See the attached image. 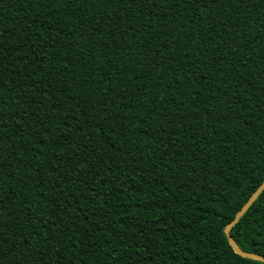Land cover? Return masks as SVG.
Masks as SVG:
<instances>
[{
	"label": "trees",
	"instance_id": "16d2710c",
	"mask_svg": "<svg viewBox=\"0 0 264 264\" xmlns=\"http://www.w3.org/2000/svg\"><path fill=\"white\" fill-rule=\"evenodd\" d=\"M263 179L264 0H0V264H264Z\"/></svg>",
	"mask_w": 264,
	"mask_h": 264
},
{
	"label": "water",
	"instance_id": "95a60500",
	"mask_svg": "<svg viewBox=\"0 0 264 264\" xmlns=\"http://www.w3.org/2000/svg\"><path fill=\"white\" fill-rule=\"evenodd\" d=\"M264 188V179L263 181L258 185V187L254 190V192L250 195V197L246 200V202L242 205V207L237 211L233 219L228 222L223 231L225 234V237L227 239V242L233 252L239 254L240 256L249 258V259H255L264 262V257L261 255H258L256 253L247 252V251H241L235 244V242L232 240V238L229 235V229L230 227L238 220V218L245 212V210L249 207V205L253 202V200L257 197V195L260 193V191Z\"/></svg>",
	"mask_w": 264,
	"mask_h": 264
}]
</instances>
